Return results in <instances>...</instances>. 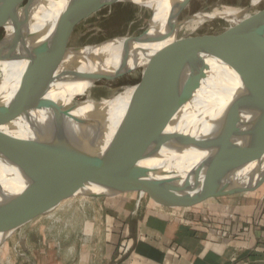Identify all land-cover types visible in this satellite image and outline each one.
<instances>
[{"label": "water", "instance_id": "obj_1", "mask_svg": "<svg viewBox=\"0 0 264 264\" xmlns=\"http://www.w3.org/2000/svg\"><path fill=\"white\" fill-rule=\"evenodd\" d=\"M193 0H172L168 29L175 30L183 12ZM35 0H0V29L19 25L16 14L22 6L32 8ZM118 3L145 8L134 0H70L55 32L37 44L31 60L6 91L33 88L52 104L54 67L51 60L72 37L83 19ZM252 4L245 9L252 10ZM149 9V8H148ZM151 21V20H150ZM150 23V22H149ZM144 32L124 44L167 39L152 38ZM7 34L0 53L7 46ZM214 40V39H213ZM216 41V40H215ZM205 59L161 71L143 81L134 91L116 123L110 142L103 147L109 129L107 112L90 117L66 111L48 134L32 140L16 139L4 132L20 117L14 98L0 101V192L3 185L13 190L0 202V228L31 216L26 224L47 215L39 210L56 200L48 213L63 201L84 198H111L145 193L171 203L172 197L186 195L188 204L257 190L264 183V10L258 12ZM150 50L143 51V57ZM5 57L0 55V61ZM122 63L128 65L127 60ZM212 65L229 71L239 91L209 127L197 135L186 133L176 122L213 78ZM104 79L93 74L90 82ZM82 80V79H80ZM11 92V93H12ZM7 95V94H6ZM239 124H246L245 141L229 144ZM81 128H85L84 132ZM3 183V185H2ZM22 228V229H23Z\"/></svg>", "mask_w": 264, "mask_h": 264}, {"label": "bare ground", "instance_id": "obj_2", "mask_svg": "<svg viewBox=\"0 0 264 264\" xmlns=\"http://www.w3.org/2000/svg\"><path fill=\"white\" fill-rule=\"evenodd\" d=\"M134 1L153 12L150 23H157L158 27L149 36L155 38L166 34L167 39L158 44L134 43L126 49L124 44L134 37H117L83 48L67 43L49 60L55 72L50 98L61 102L56 105L40 96L33 88L24 87L11 91L12 93L6 91L27 68L37 44L55 32L57 22L67 10L70 0H35L32 8L21 7L16 14L21 21L20 26L12 24L7 27V41L3 45L7 47L0 53L5 57L0 61V101L5 103L15 98L21 107L20 117L5 127L6 134L20 140L38 139L51 132L66 111L79 107L74 113L83 117H90L101 111L107 112L109 129L103 135L102 143L105 147L139 84L161 71L205 59L221 45V42L211 37L199 38L198 30L202 26L221 20L225 23L223 33L237 32L258 13L218 3L182 23L179 21L175 30H169L167 25L172 0ZM262 1L252 0L251 4L255 8ZM145 50L150 52L143 57ZM123 59L127 60L128 65L122 63ZM212 72L213 78L201 89L197 98L183 109L176 121L190 135L204 132L239 91L237 82L229 71L212 65ZM98 73L104 79L90 82V77ZM86 92L90 96L84 101L82 96ZM85 130L81 128L82 132ZM245 131L246 124L236 126L229 137V144H243ZM0 172L6 175L4 169ZM3 186L5 192H0V202L7 192L13 193L11 188ZM55 201L46 203L39 212L49 211ZM30 217L11 222L1 227L0 231L23 227Z\"/></svg>", "mask_w": 264, "mask_h": 264}, {"label": "crops", "instance_id": "obj_3", "mask_svg": "<svg viewBox=\"0 0 264 264\" xmlns=\"http://www.w3.org/2000/svg\"><path fill=\"white\" fill-rule=\"evenodd\" d=\"M127 195L76 207L61 222L42 217L23 235L29 256L21 264H264V183L186 215Z\"/></svg>", "mask_w": 264, "mask_h": 264}, {"label": "rangeland", "instance_id": "obj_4", "mask_svg": "<svg viewBox=\"0 0 264 264\" xmlns=\"http://www.w3.org/2000/svg\"><path fill=\"white\" fill-rule=\"evenodd\" d=\"M251 1L252 0H193L183 12L180 18V23L218 3L246 9L251 5ZM263 10L264 0L257 7H253L250 12L257 13ZM152 17L153 12L150 9L143 7L140 8L139 6L128 3H118L104 7L78 23L72 37L70 38L69 45L76 48H83L86 46L98 45L117 37H138L148 27V24L150 27V33H148V35H152L154 29H157L158 27L157 23H149ZM224 26L225 23L223 21L215 20L210 25L202 26L198 30V37H211V39L216 41L223 40L231 34V32L223 33L222 29ZM4 36V29H0V42L3 40ZM89 96V92H86L83 94L82 98L84 101H87ZM185 197L186 195L183 194L176 195L175 197H172L175 201L171 203H168L169 201L163 198L155 200L148 194L141 196L139 193H133L124 198H132L134 201L146 199L153 202L159 208L163 207L164 210L167 209V213H172L174 215H186L190 210L200 208L199 206L201 203L190 205L184 201ZM96 203L98 202L94 198H72L63 201L50 213H48L49 211H46L45 213H47V215L44 216H57L56 218H59L58 221L61 222L62 219L64 220L65 218L71 217L73 212L76 211V207L78 212H87L86 210L89 209L87 205ZM41 218L42 217L35 219L33 221L34 223H30L31 225L29 224L25 228H23L24 226H20L0 231V243H2L0 248L3 247L1 249H4L6 253H9L8 256H6V253L4 252L5 257L0 264H21L27 261L25 259L29 256V245L25 242L26 240L23 235L29 230L30 226H33V224L38 222Z\"/></svg>", "mask_w": 264, "mask_h": 264}, {"label": "built area", "instance_id": "obj_5", "mask_svg": "<svg viewBox=\"0 0 264 264\" xmlns=\"http://www.w3.org/2000/svg\"><path fill=\"white\" fill-rule=\"evenodd\" d=\"M143 196V195H142Z\"/></svg>", "mask_w": 264, "mask_h": 264}]
</instances>
